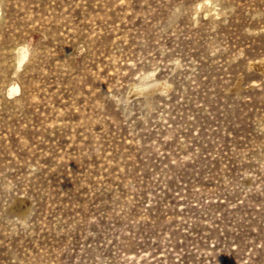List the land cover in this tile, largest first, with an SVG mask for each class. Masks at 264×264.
Wrapping results in <instances>:
<instances>
[{
    "label": "rangeland",
    "instance_id": "obj_1",
    "mask_svg": "<svg viewBox=\"0 0 264 264\" xmlns=\"http://www.w3.org/2000/svg\"><path fill=\"white\" fill-rule=\"evenodd\" d=\"M0 264H264V0H0Z\"/></svg>",
    "mask_w": 264,
    "mask_h": 264
},
{
    "label": "bare ground",
    "instance_id": "obj_2",
    "mask_svg": "<svg viewBox=\"0 0 264 264\" xmlns=\"http://www.w3.org/2000/svg\"><path fill=\"white\" fill-rule=\"evenodd\" d=\"M23 58V56H22ZM144 83V82H143ZM145 85V83H144ZM147 89V88H146ZM16 91V89H15ZM132 92V93H131ZM145 92V87L143 86V84H139V85H136V86H133L132 90L130 91L131 94L134 93L135 94H141V93H144ZM130 94V95H131Z\"/></svg>",
    "mask_w": 264,
    "mask_h": 264
}]
</instances>
